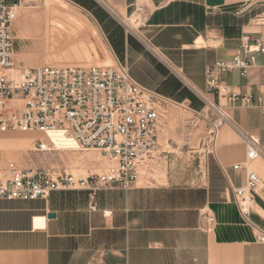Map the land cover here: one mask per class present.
<instances>
[{
    "label": "crops",
    "instance_id": "1",
    "mask_svg": "<svg viewBox=\"0 0 264 264\" xmlns=\"http://www.w3.org/2000/svg\"><path fill=\"white\" fill-rule=\"evenodd\" d=\"M70 1L86 11L100 29H108L109 17L119 22L129 20L142 5L145 13L141 20L124 32L117 47L118 60L136 83L182 104L191 105L199 99L197 93L205 92L206 68L216 59H228L242 35L264 36V1ZM56 26L60 32L66 31L65 26ZM43 38L44 44L64 43L48 33ZM110 55L98 65H111L114 57ZM259 63L262 65L261 58ZM222 78L240 93L250 87L264 92V67L251 69L247 78L235 71ZM230 114L235 128L264 144L260 109L232 108ZM224 126L233 128H220ZM24 135L14 141L28 150L35 135ZM239 152L233 164L243 161L245 149ZM257 163L251 168L259 167ZM232 165L228 177L223 174L222 184L207 183L201 190L197 206L213 216L210 225L202 218L208 229L203 235L175 231L172 224H155L175 222L179 217L148 205L137 189L97 194L94 200L88 199V205L96 203L95 211L88 206L78 211L72 202H60V192L51 193L46 200L0 201V264H264V242L256 240L257 228L264 229V204L257 200L250 212L255 226L244 222L229 183L243 185L244 170L234 171ZM35 201L42 204H29ZM48 212H54L55 217L48 218ZM196 234L203 242L192 252L191 237Z\"/></svg>",
    "mask_w": 264,
    "mask_h": 264
},
{
    "label": "built area",
    "instance_id": "2",
    "mask_svg": "<svg viewBox=\"0 0 264 264\" xmlns=\"http://www.w3.org/2000/svg\"><path fill=\"white\" fill-rule=\"evenodd\" d=\"M23 5L24 0H0V135H37L32 141L35 153L72 151L57 146L49 135L57 133L61 141L75 144L77 151L98 153L105 165L99 172L74 175L47 166L21 167L14 161H3L0 155V201L46 200L51 193L61 191H82L92 201L101 190H128L162 150L160 98L136 83L120 62L105 66H16L12 25ZM144 13V7L138 5L130 19L137 24ZM126 22L121 20L125 31L129 29ZM258 67H264V36L244 34L228 59H216L206 68L205 92L197 95L203 103L202 113L207 108L216 115L208 121L214 129L222 125L235 128L232 108H258L264 117V92L250 87L240 93L222 78L234 71L247 78L249 71ZM235 130L244 143L245 155L232 169L244 170V183H229L242 219L253 225L249 216L257 200L264 204V180L250 165L264 164V144L241 129ZM89 210L95 211L96 203L90 204ZM202 214L208 225L213 223L211 214ZM256 240L264 242V229L257 228Z\"/></svg>",
    "mask_w": 264,
    "mask_h": 264
},
{
    "label": "rangeland",
    "instance_id": "3",
    "mask_svg": "<svg viewBox=\"0 0 264 264\" xmlns=\"http://www.w3.org/2000/svg\"><path fill=\"white\" fill-rule=\"evenodd\" d=\"M65 1L64 4L60 0H24L12 25L14 64L22 68L42 64L98 65L111 53L114 57L111 64L119 63L117 47L125 32L121 22L109 17L106 24L108 29H100L86 11L70 0ZM58 23L65 26L66 31L60 32L56 26ZM45 33L61 38L64 43L44 44ZM157 95L161 100L164 129L159 156L128 190H105L125 193L137 189L142 192L148 205L161 207L166 209V214H177L179 217L175 222L155 224H172L176 225L172 228L175 231L184 229L200 235L207 234L203 214L197 206L202 198L201 190L207 183L222 184L224 175L228 177L230 165L237 161L239 151L245 149L244 143L233 128L224 126L214 131L208 121L215 120L216 115L209 110L202 113L201 100L195 98L194 103L189 105ZM238 117L239 112L236 114ZM50 136L59 148H70L72 151L35 153L14 141L18 137H25L24 133H6L0 135L1 158L3 161H14L21 167L47 166L64 169L74 175H85L87 170L99 172L105 165L98 153L77 151L75 144L61 141L57 133ZM257 164L261 168H253L264 180V164ZM60 197V202H72L78 211L90 206L87 194L82 191H61ZM29 204L36 206L42 202ZM97 207L101 208V203ZM202 240V236L192 235V252L197 251Z\"/></svg>",
    "mask_w": 264,
    "mask_h": 264
},
{
    "label": "bare ground",
    "instance_id": "4",
    "mask_svg": "<svg viewBox=\"0 0 264 264\" xmlns=\"http://www.w3.org/2000/svg\"><path fill=\"white\" fill-rule=\"evenodd\" d=\"M127 26L129 27V28H133L134 26H135V23L133 22V20H131V19H129V20H127ZM205 110H207V108L205 109ZM204 110V111H205ZM214 131H215V129H214ZM51 133H53V132H50L49 133V135L51 134ZM24 134H33V133H24ZM33 135H35V134H33ZM37 135H35V137H36ZM214 136H215V134H214ZM34 137V138H35ZM33 138V139H34ZM213 138V137H212ZM33 139H32V141H33ZM214 139V138H213ZM215 140V139H214ZM32 141L30 142V144H29V147H28V150H32Z\"/></svg>",
    "mask_w": 264,
    "mask_h": 264
},
{
    "label": "water",
    "instance_id": "5",
    "mask_svg": "<svg viewBox=\"0 0 264 264\" xmlns=\"http://www.w3.org/2000/svg\"><path fill=\"white\" fill-rule=\"evenodd\" d=\"M46 216L48 218H54L55 217V213L54 212H48Z\"/></svg>",
    "mask_w": 264,
    "mask_h": 264
}]
</instances>
